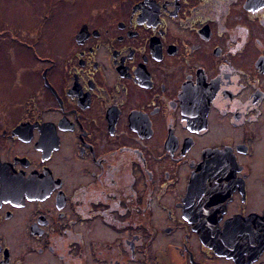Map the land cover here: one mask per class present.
<instances>
[{"label": "flooded vegetation", "instance_id": "flooded-vegetation-1", "mask_svg": "<svg viewBox=\"0 0 264 264\" xmlns=\"http://www.w3.org/2000/svg\"><path fill=\"white\" fill-rule=\"evenodd\" d=\"M31 2L0 264H264V0Z\"/></svg>", "mask_w": 264, "mask_h": 264}, {"label": "rangeland", "instance_id": "rangeland-1", "mask_svg": "<svg viewBox=\"0 0 264 264\" xmlns=\"http://www.w3.org/2000/svg\"><path fill=\"white\" fill-rule=\"evenodd\" d=\"M3 6L4 3L2 2L0 5V15L4 9ZM32 6L31 0H13L10 3L7 2L5 14L7 13L8 16L6 14V16L3 15L0 18H2V21L8 18L13 23H26L28 28H32L38 21L37 13L33 11L34 8ZM25 37L27 38V36ZM6 40H0V83H2L0 91L3 92L2 96L8 98V95L10 96V92L12 91L16 90V95L24 92L22 81L25 79L26 67L31 60V55L28 49L25 50L16 44H12L8 39Z\"/></svg>", "mask_w": 264, "mask_h": 264}]
</instances>
